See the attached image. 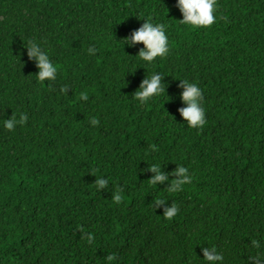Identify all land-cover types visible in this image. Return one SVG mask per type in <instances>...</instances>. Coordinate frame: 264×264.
<instances>
[{"label":"trees","instance_id":"obj_1","mask_svg":"<svg viewBox=\"0 0 264 264\" xmlns=\"http://www.w3.org/2000/svg\"><path fill=\"white\" fill-rule=\"evenodd\" d=\"M137 1L143 3V0H0V100H5L0 128L12 115L19 121L21 114H27L25 124L30 123L36 131L43 130L42 137L54 131L56 142L68 153L62 154L52 145L43 155L20 153L9 146L0 150V240L22 239L34 250L44 237L56 236L62 225L82 231L88 204L116 203L113 196L117 192L122 196L119 204L127 211L146 208L177 179L172 175L177 166L187 168L191 177L190 183L176 191L180 203L194 202V206H189L195 210L194 214L203 211L211 218L206 224H216L213 228L198 223L204 232H213L212 246L221 232L230 230L241 235V231H247L246 214L237 205L221 207L231 215L226 218L232 225L225 226L217 221V210H213L210 202L221 197L219 194L222 199L237 195L222 168L225 157L232 159L241 147L264 150V0H217L216 22L210 27L196 28L177 22V0H151L160 23L165 25L169 46L167 56L157 57L151 63L137 56L144 48L143 43L130 45L123 41L142 26L125 15L141 7ZM225 9L231 12L239 32L216 31L215 25L222 17L220 11ZM34 21H39L38 25ZM30 41L57 67L54 81L37 79V61L28 57ZM196 41L201 49L194 46ZM90 47L96 49L94 54L88 52ZM100 49L105 51L99 53ZM87 55L98 56L97 67L102 74L96 82L76 80L86 65ZM153 74L162 76L165 94L141 104L133 94ZM180 80L200 87L204 109L207 99L217 100L220 108L217 116H226L222 120L226 129L220 138L227 147L206 133L209 126L216 124V115L206 110V124L185 132L187 121L174 110L187 106L181 99ZM84 84L94 88L88 92L78 115L49 119L51 111L64 105L72 91L78 90L76 86L85 87ZM65 86L66 93L61 91ZM252 103L256 105L253 109L249 107ZM223 107L228 112L221 111ZM93 117L99 121L96 126L90 123ZM175 139L194 144L182 146ZM75 159L83 162L85 171L79 178L86 181L75 191L66 192L69 177L57 180L58 172L63 168H79L73 163ZM251 159L247 160L257 161L253 156ZM94 163L90 168L85 166ZM153 164L160 166V172L167 176L155 185L149 183L156 175L149 171ZM254 164L242 159V170L249 176L264 172L258 163ZM97 178L108 180L105 188L95 186ZM53 184L65 197L57 207L61 213L57 221H49L31 209L37 208L38 198L33 194ZM91 235L94 238L89 243L84 232L87 246L83 241L61 245L44 264L58 261L82 264L75 253L78 245L89 258L87 264H103L106 247H112L118 255L116 264L135 261L169 264L167 243L159 230L133 240H100L98 232ZM260 241L264 248V238ZM23 264H28L24 257Z\"/></svg>","mask_w":264,"mask_h":264},{"label":"clouds","instance_id":"obj_2","mask_svg":"<svg viewBox=\"0 0 264 264\" xmlns=\"http://www.w3.org/2000/svg\"><path fill=\"white\" fill-rule=\"evenodd\" d=\"M143 5L138 9L130 10L125 12V15L135 20L137 23L142 25L139 29L132 32L131 37H125L123 39L124 44H135L143 43L142 48L137 56L151 63L157 57H165L169 52L168 36L166 35L165 25L160 23V19L155 12L151 0H143ZM216 5L217 0H177V22L186 24L193 28L196 27H210L216 22ZM142 15L143 17H141ZM144 18V19H141ZM237 22L234 19L231 21L227 20L222 15L220 21L215 25L216 31L230 33L237 27ZM221 28V29H220ZM28 46V57L35 58L37 61V67L39 72L36 75L37 79L41 82L45 80H55L57 67L50 61L48 55L41 50V48L33 43L29 42ZM90 54H94L96 49L90 47L88 49ZM78 81L96 82L97 77L101 76L102 69L97 66L83 65V69L78 73ZM1 75V74H0ZM2 76H0V79ZM162 76L160 74H153L150 78H145L141 84L139 90H137L133 96L139 100L141 104L146 103L154 96L165 94V85L161 83ZM180 86L183 88L181 93L182 101L187 105L186 107H178L174 110L180 113V116L184 121H187L188 127L185 128V132L193 131V128H201L206 124L205 110L213 115H218L220 112L219 104L215 99H207L205 109L202 106L203 95L200 87L195 83H190L188 80H180ZM68 88L65 86L61 89L62 92H67ZM76 91H72L70 99H66L64 105H58L49 114L51 118H64L69 119L77 116L81 109L84 107V100L88 99L86 93L80 94V99L83 101L79 102V106L70 101L75 99ZM4 99L0 100V122L4 115ZM28 117L27 114H21L19 121L15 115L4 121V126L0 128V143L18 142V133L9 131L14 128H19L25 124ZM17 123L20 125L16 126ZM93 126L99 124V121L93 117L90 121ZM219 134L224 133L226 126L224 123H220ZM26 133H31L30 129L25 130ZM206 133L215 139L217 130L214 126H209ZM24 142V141H23ZM17 152L23 153L22 150L16 149L15 146H9ZM155 148V146H152ZM36 149V148H35ZM60 154H58V157ZM255 157V156H253ZM257 162L261 161L260 157H255ZM264 160V158L262 159ZM222 168L227 176L230 185H242L246 182L245 186L240 190L239 194L235 198L231 199L236 201V204L230 201H223V205L232 206L237 205L241 211L247 215V231H241V235L236 232L233 233V237L227 234V231L221 232L217 236L216 240H213L212 248H203L204 259L195 257L194 261L182 262L181 258L184 256L183 250L185 249L184 238L182 237L181 231L171 221H180L178 212L181 209L180 196L176 191H180L182 185L191 182V177L188 175V169L183 166H177L176 170L172 173L177 179H173L171 187L168 190L161 191L155 199L149 203L146 208H137L135 210L127 211V215L124 217H118L120 226H123L129 230H118L112 228L111 232H118L124 236L123 240H133L140 238L146 233H150L153 230H159L167 243L169 253V264H214L216 261H222V264H234L232 260H235L237 264H264V259L256 257H248L243 255L241 252H237L232 258L223 259L222 254H218L216 248L220 249L221 252H226L230 249L240 248L241 250L249 251L262 255L264 248L260 239L264 238V172L256 173L252 176L247 175L242 170V158L239 155L233 156L232 159L226 160L222 163ZM264 169V164H259ZM237 166V169H236ZM149 171L156 173V175L149 180V183L155 185L157 182H163L167 179L165 174L160 172V166L151 165ZM235 174L237 176H235ZM95 186L98 189L105 188L108 184V180L104 178H97L95 180ZM80 187H77L78 189ZM246 190H252V195L246 199ZM236 191V190H235ZM113 200L116 203H120L122 196L117 192L113 196ZM257 202L256 205L253 203ZM108 205L98 204L95 210L99 211V215L104 217L106 215V209ZM154 209H163L164 212H159L164 217L162 222L157 221V216ZM117 210V209H115ZM186 216H192L195 212L191 207L187 206L182 210ZM45 216L49 221H57L60 219L61 213L57 208L56 212H46ZM182 223V222H181ZM190 230L188 235L190 240L194 238L198 239L202 244L205 240V232L200 228L198 223L191 222ZM141 227L135 230V228ZM241 237H245L242 240ZM84 232L71 226L62 225L61 230L56 236L44 237L38 244L37 247L32 250V255L28 260V264H44L46 258L49 255L56 252L61 245H75L84 240ZM93 236L88 234L86 239L89 243L92 242ZM253 240V241H252ZM252 241V243H251ZM216 247V248H215ZM18 248H28L26 242L22 239L15 237H7L0 240V249L10 254L5 256L3 259L4 264H23V256L18 251ZM107 260H113L116 264L118 261V255L110 254L105 255ZM251 262H249V261ZM209 263H208V262ZM220 263V262H219ZM146 264V263H144Z\"/></svg>","mask_w":264,"mask_h":264},{"label":"bare ground","instance_id":"obj_3","mask_svg":"<svg viewBox=\"0 0 264 264\" xmlns=\"http://www.w3.org/2000/svg\"><path fill=\"white\" fill-rule=\"evenodd\" d=\"M138 6H144L142 2L137 1ZM222 7V5H221ZM221 14L223 16H225L226 21L229 20L231 21V17L232 14L231 12H229L228 10H224V11H220ZM141 17H143L142 15H140ZM22 20H28L26 18L21 17ZM144 19V18H141ZM35 25H38L39 21H34ZM185 27V26H183ZM241 27V26H240ZM221 29V28H220ZM236 32V29H234ZM197 42V41H196ZM196 48L201 49V46L199 45V42H197L194 45ZM213 50H220L218 48H213ZM105 50L100 49L99 53L104 52ZM7 56V55H6ZM194 58L198 57L195 54H193ZM1 60V58H0ZM85 60V64L89 65V66H97L98 64V56L95 55L93 57H89L87 55V57L84 59ZM8 84V82H7ZM83 84V83H82ZM86 85L85 87H81V86H76V88L78 89L75 92V99L71 100V103H75L76 105L79 106V102L83 101L82 99H80V94L82 91H86V94H88V92L90 90H92L94 88V86L92 85H88V84H84ZM226 102V100H225ZM232 104H234V102L228 101ZM251 109H253L254 107H256L255 103H252L249 106ZM221 111H227L226 108H222ZM216 120V124L214 125V128L217 130V135L215 136V140L222 142L226 145L227 144L220 138V134H219V125L222 122V120L225 117H220V116H215L214 117ZM26 129H30L31 133H26L25 130ZM9 133L11 132H16L18 133V137H19V141L18 142H10L7 141L6 143H0V150L4 149L6 146H15L16 149L22 150L24 153H33L35 155H43L47 149H49V146H54L56 148H58L60 150V152L62 154H68L66 149H64L60 144H58L55 140V132L50 130L49 132L46 133L45 137H42V133L43 130L40 131H36L34 128H32V126L30 125V123H26L21 125L19 128H14V130L9 131ZM181 132L178 134L181 137ZM177 142H179L180 145L182 146H188V145H193L194 142L193 141H188L186 142H180L178 139H175ZM24 141V142H23ZM244 146V145H243ZM36 148V149H35ZM248 153V154H247ZM237 155H239L243 160L247 161V164H251V165H256L254 163H258V164H264V160H262L264 158V150L261 149H257L256 147H254V149H250V147L248 146V149H243V147H241L240 149H238V153ZM248 155V156H247ZM255 156V157H260L261 161L260 162H249L251 161V157ZM248 157V158H247ZM225 159H228L227 157H225ZM247 159H251V160H247ZM230 160V159H228ZM254 161V160H252ZM73 163H76V165H79V168L73 169V170H68L66 168H63L62 171L58 172V178L57 180H63L66 177H69L70 180V186L66 189H64V191L68 192V191H75L77 187H81L86 180L80 179V175L85 171V167L83 162H81L79 159H75L73 161ZM96 163L94 164H89V165H85L88 166L89 168L91 166H95ZM237 169V166H236ZM235 176H237L235 174ZM56 180H54L53 183H55ZM247 181H245L244 184L242 185H229L230 187H232V189L236 190L237 194H239L240 190L243 188V186H245ZM45 191H38L37 193H34L33 196L37 197L38 199H36L35 201H37V208H33L31 207L32 210H34L39 216H44L46 212L52 211V212H56L57 207L61 205L62 200L65 198L64 197V193L63 191H59L56 187L55 184H53V186L44 189ZM253 191L252 190H246V199H248L251 195H252ZM221 197L216 198L215 200L211 201V207L213 208V210H217V216L216 219L217 221H219L220 223H222L223 225L227 226L228 224L232 225L231 220L227 219L226 217H229L230 213H228L227 211H225V209L223 210L221 207H223V201H230L233 204H236V201H232L231 200V195H227L225 196L226 199H222V195L219 194ZM42 200H45L42 201ZM29 201V205H30ZM128 203V202H126ZM214 203V204H213ZM125 204V203H124ZM254 205L257 204V202L253 203ZM88 204V206L86 207V214L83 216V224L81 225V229L83 232L86 233V235L88 234H92L95 232L99 233V238L100 240H112V238H117L119 240H123L124 236L119 234L118 232H111L112 228H116L118 230H129L124 228L123 226H120V221L117 219L118 217H124L125 215H127V209H124V205H121L119 203H110L108 205V208L106 209V215L104 217L101 218V216L99 215V211L95 210L96 206ZM194 202L191 201H183L181 202V209L178 212L180 221H171L173 222L176 227L181 231L182 233V237L184 238V245H185V249L183 250L184 252V256L181 258L182 262L185 261H194L195 257H200L203 260L204 256H203V248H212L214 246H212V240L211 238L213 237V232L212 231H205V240L204 242L201 244L199 242L198 239L194 238L193 240H190V236L188 235V232L190 230V223L194 222V223H199L202 225H206L207 227H215L216 224H206L209 223L211 218H208L207 215L205 213L200 212V213H195L192 216H186L183 214L182 210L184 208H186L187 206H194ZM117 209V210H115ZM155 210V214L157 216V221L162 222L163 219H165L164 217L161 219L160 217L162 216L159 212H164V210L162 209H154ZM221 210V211H220ZM220 213H224V214H220ZM10 213H6L5 216H9ZM247 214V213H246ZM231 216V215H230ZM245 219L246 215L244 216ZM182 222V223H181ZM141 227H137L135 228V230L140 229ZM227 234L230 237H233V233L230 230H227ZM242 240H245V237H241ZM253 241V240H252ZM251 241V243H252ZM83 244L84 246H87V244L85 243V241L83 240ZM216 248V247H215ZM18 251L22 254V256L26 259H30L31 255H32V248L28 247V248H18ZM216 251L218 254H222L223 255V259H229L232 258L237 252H241L243 255H247L248 257L252 258V257H256L259 256L260 260L264 259V253H262V255H258L256 253H251V250L246 251V250H241L240 248H236V249H230L227 250L226 252H221L220 249L216 248ZM75 253L78 255L77 260L80 261L82 264H87L89 262V258L87 256V254L84 252V249L82 246L78 245L75 248ZM115 251L112 249V247H106L104 249V254L105 255H110V254H114ZM168 253H170V251H168ZM120 255H123L122 253H119ZM5 256H10L9 253L3 251L2 249H0V264H4L3 259ZM141 259H145L144 256H141ZM206 261V260H205ZM249 261V260H248ZM103 264H113L114 261L111 260H107V258H103L102 259ZM208 262V261H207ZM220 262V263H219ZM222 261H216L214 262V264H222ZM251 262V261H249ZM134 264H144L141 263V261H135L133 262ZM209 263V262H208ZM232 263L237 264V262L235 260H232ZM57 264H62L61 261H58Z\"/></svg>","mask_w":264,"mask_h":264}]
</instances>
